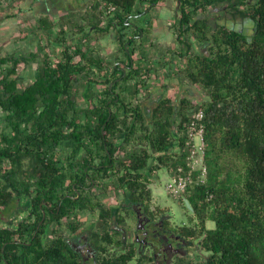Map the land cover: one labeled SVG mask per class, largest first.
<instances>
[{
  "label": "trees",
  "instance_id": "1",
  "mask_svg": "<svg viewBox=\"0 0 264 264\" xmlns=\"http://www.w3.org/2000/svg\"><path fill=\"white\" fill-rule=\"evenodd\" d=\"M161 1L89 0L78 13L61 15L57 30L40 16L37 52L2 55L0 48V221L8 208L25 213L0 225V264H83L64 232L84 225V211L95 218L94 264H156L129 234L134 205L158 220L157 234L199 247L195 257L177 252L171 264H264V0H176L172 28L183 59L177 72L201 97L161 94L146 113L138 94L154 75L148 15ZM16 3L0 0V11ZM220 3L253 21L251 32L203 17ZM107 33L124 56L113 64L81 45ZM19 36L25 39L26 30ZM193 42L200 51L191 52ZM171 58L158 60L170 75ZM33 64L25 82L18 72ZM198 107L205 115L206 178L177 198L190 210L177 225L166 208L151 207L149 183L159 168L171 173L184 165L186 127ZM110 189L123 195L118 208L100 199Z\"/></svg>",
  "mask_w": 264,
  "mask_h": 264
},
{
  "label": "rangeland",
  "instance_id": "2",
  "mask_svg": "<svg viewBox=\"0 0 264 264\" xmlns=\"http://www.w3.org/2000/svg\"><path fill=\"white\" fill-rule=\"evenodd\" d=\"M5 2L6 1H3L4 5ZM85 2L88 4L89 0H20V3L12 5L13 10H1L0 15L5 12L13 14L11 17L0 21V48L2 55L11 53L28 55L30 52H37L40 46L43 45V43L38 40L37 19L43 14L47 15L49 19L55 23V29L57 30L61 15H64L68 11L78 13V11L83 9L79 7L84 5ZM176 8L175 0H162L153 8L154 11L149 15L155 27L154 35L152 34L153 36H150L153 46H149L151 49L149 51L152 61L151 67L154 69V75L148 82V87L142 89L138 94V101L144 103V106H146V113H149V108L155 99L161 96V93L178 98L181 93L188 91V93L193 96L192 99L194 101L199 100L197 96L201 97V92L191 86L187 81L184 82L185 80L177 72L178 68L183 63V59L178 56L180 47L176 42L174 30L172 28V24L174 23L173 20L178 16V10ZM216 9L217 10L213 9L214 11H210V16L217 22L225 23L235 28H241L247 33L251 32L253 21L249 20V18L243 19L242 17H238V15L235 17L231 14V11L228 8H224L223 5ZM140 15L141 14H136V17L139 18ZM75 22L80 24L82 20L76 17ZM136 22L138 24L142 23L140 19L136 20ZM105 23L106 20H104L103 25H105ZM21 28L25 29L27 32L25 39H21L19 36V30ZM64 28L67 29L68 26L65 25ZM156 33H159V35H156ZM81 45H83L84 48H88V50H92V53H97L98 56L110 64L114 63L116 56L120 59L124 58L121 53H118V47L114 40L113 33H107L106 36L93 39L92 41L82 40ZM201 48L200 45L193 42L191 52L200 51ZM51 49L52 52H56L59 50V45L55 44L51 46ZM135 52L137 53V50ZM170 53L171 57L174 54L175 58V62L171 63V67L174 69L175 73L171 75L167 74L166 69L162 68L160 64L162 60L168 62L172 59ZM39 54L41 55L42 53L40 52ZM156 58L157 61L155 60ZM158 60H160V63ZM34 68L35 64L24 70H19L18 75L23 77V80L27 82ZM165 84L168 85V88L163 92V85ZM79 103L81 106H84L82 99H79ZM146 104L150 105V107ZM0 115H2L1 111ZM169 180L170 175L164 167L159 168L150 178L149 188L152 193L151 207L154 208L155 206H159L161 208H166L167 212L165 215L167 219L177 225L185 224L188 221L190 210L177 198H174L168 193L166 185ZM111 188L113 189V187ZM93 193H98L97 188L93 189ZM100 199L109 206L118 208L117 206L122 203L123 195L120 190L111 191L110 189V191L104 196H101ZM17 204H20V202H17ZM16 208L17 206L15 208H8L9 211L1 215L0 225H6L7 223L12 224L15 219L25 214L22 212L24 208L21 209V213H18ZM131 212H135L136 215L135 217L127 218L128 225L131 228L129 234L136 242V245L143 249L144 252L149 251L157 256L156 264H171L170 260L181 250L185 251L190 257H195L196 254L201 252L194 242L185 243L181 241L177 243L174 242V237L168 235L166 232L165 234L163 232L157 234V232L160 231V228L156 225L158 220L151 222L144 215L143 209L140 206H131ZM78 216L80 220L84 221V225L91 224L93 226L91 230L94 228L95 218L88 214L87 211L80 212ZM157 219H159V216H157ZM207 227L213 228L214 223L212 221H207ZM84 230H88V228L85 227ZM122 232L127 235L126 229H123ZM89 234L90 231L89 233L88 231L69 233L68 230L64 232L68 244L82 256L83 264H94L95 250L88 240ZM168 242H170V244H168ZM169 245H171L170 249L168 247ZM158 252H160V255ZM167 253L171 255L170 260L168 258L169 254Z\"/></svg>",
  "mask_w": 264,
  "mask_h": 264
},
{
  "label": "built area",
  "instance_id": "3",
  "mask_svg": "<svg viewBox=\"0 0 264 264\" xmlns=\"http://www.w3.org/2000/svg\"><path fill=\"white\" fill-rule=\"evenodd\" d=\"M113 9V7H111ZM204 111L198 107L190 112L185 132L186 157L184 165H178L171 173L166 190L174 198L185 194L188 187L195 183H204L206 167L203 163L205 152ZM195 171L198 172L196 176Z\"/></svg>",
  "mask_w": 264,
  "mask_h": 264
},
{
  "label": "flooded vegetation",
  "instance_id": "4",
  "mask_svg": "<svg viewBox=\"0 0 264 264\" xmlns=\"http://www.w3.org/2000/svg\"><path fill=\"white\" fill-rule=\"evenodd\" d=\"M250 1V0H249ZM175 3H176V6H177V8H178V3H177V1L175 0ZM158 4V3H157ZM223 5V7L224 8H226V6L223 4V3H220V4H218V5H216V6H214V7H209L208 8V10H207V12H206V14L205 15H203V17H208L209 19H210V22L212 23V24H215V22H217L216 20H214V18H212L211 16H210V11L211 10H213V9H215V10H217L216 8H218V7H220V6H222ZM149 7H150V5H149ZM149 7H147L142 13L144 14H146L149 10H147V9H150ZM155 7V6H154ZM176 8V9H177ZM231 12H233V10L231 9V8H228ZM240 9H243V7H240ZM178 10V9H177ZM154 11V9L150 12V14L152 13ZM214 11V10H213ZM178 12V11H177ZM149 14V15H150ZM232 14V13H231ZM148 15V16H149ZM178 15H179V12H178ZM178 16H176V18H177ZM235 17H237V15L235 16ZM176 18L173 20V22H175V20H176ZM243 19H245L246 17H242ZM153 23V22H152ZM218 23H220V22H218ZM174 24V23H173ZM172 24V25H173ZM152 31L153 30H155V27L153 26L152 28ZM137 43H138V41H137ZM162 94V93H161ZM88 228V230H84V228ZM91 227H93L91 224H86V225H83V226H81L80 227V229L78 230V231H76L75 233H81V231H88V233H89V231L91 232ZM90 229V230H89ZM166 233H168V232H166ZM165 234V233H164ZM168 234H170V233H168ZM89 236H90V234H89ZM88 240H89V238H88ZM66 241H67V239H66ZM169 241V240H168ZM168 244H170V242H168ZM169 247V249L171 248V245H169L168 246ZM167 254H169V253H167ZM159 255H160V253H159ZM156 258H157V256H155ZM169 260L171 259V255L169 254ZM156 261H157V259H156ZM171 261V260H170Z\"/></svg>",
  "mask_w": 264,
  "mask_h": 264
},
{
  "label": "crops",
  "instance_id": "5",
  "mask_svg": "<svg viewBox=\"0 0 264 264\" xmlns=\"http://www.w3.org/2000/svg\"><path fill=\"white\" fill-rule=\"evenodd\" d=\"M152 34L154 35V30L152 31ZM153 35H152V36H153ZM156 35H159V33H156Z\"/></svg>",
  "mask_w": 264,
  "mask_h": 264
}]
</instances>
